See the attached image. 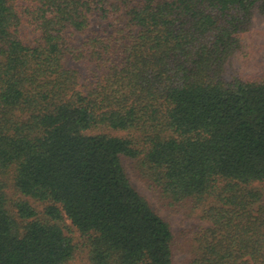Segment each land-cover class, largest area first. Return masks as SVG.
<instances>
[{
	"label": "trees",
	"instance_id": "obj_1",
	"mask_svg": "<svg viewBox=\"0 0 264 264\" xmlns=\"http://www.w3.org/2000/svg\"><path fill=\"white\" fill-rule=\"evenodd\" d=\"M257 16L264 0H0V264H174L123 155L206 222L184 264H264V72L228 73Z\"/></svg>",
	"mask_w": 264,
	"mask_h": 264
},
{
	"label": "rangeland",
	"instance_id": "obj_2",
	"mask_svg": "<svg viewBox=\"0 0 264 264\" xmlns=\"http://www.w3.org/2000/svg\"><path fill=\"white\" fill-rule=\"evenodd\" d=\"M25 33L29 39L32 38L33 33L27 27ZM261 72H264V17L257 16L252 29L245 35L244 48L236 52L228 63V73L249 77ZM91 131H105L118 135L127 134L125 131L108 127L95 128ZM123 162L135 187L150 200L158 213L171 223L176 237L174 264H184L186 258L190 255V247L186 243L184 244V241L189 235L197 232L206 222L197 215H190L184 211L175 210L169 205L162 204L154 189L150 187L138 171L136 159L123 155ZM39 209L42 211L44 207L40 206ZM65 230L67 233L72 234L75 239L80 238V232L71 224L70 220H66Z\"/></svg>",
	"mask_w": 264,
	"mask_h": 264
}]
</instances>
